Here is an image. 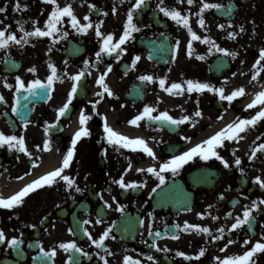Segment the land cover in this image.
<instances>
[{
    "label": "flooded vegetation",
    "instance_id": "flooded-vegetation-1",
    "mask_svg": "<svg viewBox=\"0 0 264 264\" xmlns=\"http://www.w3.org/2000/svg\"><path fill=\"white\" fill-rule=\"evenodd\" d=\"M58 2L61 6L71 3L82 24L88 23L84 17L90 13V4H95L99 11L91 10L93 28L86 34L77 33L71 26L70 18L65 17L59 27L68 32L66 39L60 40L57 34L58 42L53 44L51 37H30V42L23 47L10 45L8 49L0 50V93L7 101L0 103V130L5 134L24 136L26 146L33 153L29 158L26 153L9 150L7 145L0 147V194L5 198L10 197L28 183L61 166L74 133L82 127L79 121L82 110L92 117L86 125L91 136L83 137L77 143L75 158L63 174L76 179L83 191L76 192L74 188L69 190L66 182L57 178V183L31 192L24 198L21 206L13 209L0 207V228L8 238L0 244V264H53L52 260L41 261L37 258L41 255V246L46 251L57 248L54 264H66L69 255L78 256L79 264H104L96 252L107 254L91 243L82 228H88L92 237L98 239L113 224L115 227L111 236L116 239L113 240L110 236L105 240L106 246L113 253L107 257L109 264H125L127 256L139 260L141 264H220L216 257L223 259L240 256L249 251L257 241L264 243V213H254L256 219L251 228L245 225L242 229L229 231L235 222L234 217L242 216L244 205L264 198V188L253 182L257 176L264 179V154L257 153L255 161L249 160L251 149L264 143V119L254 128L241 133L243 139L225 140L223 147L215 149L229 161L231 166L228 168L215 156L207 161L196 157L176 174L171 171L163 172L165 183L159 188L158 177L137 171L138 168L147 169L152 166L159 170L160 164L173 155H180L208 139L229 123L237 121V118L250 119L260 111L261 105L247 110L246 106L257 93L264 91V71L260 72L255 81L252 80L256 72L253 65L259 57L260 46L264 45L252 40L244 32L239 33V28L252 22L250 18L261 11V2L208 0L209 3H219L226 7L205 11V29L199 26V17L196 15L203 0H197L193 5L187 4V0L183 4L178 3V0H164L166 6L178 8L182 14H187L190 10V24L197 35L202 38L208 36L220 47L237 52L235 57L217 52L212 44H206L202 40H191L183 25L177 24L158 10L159 0H149L134 20L141 31L133 33L135 39L121 46L127 51L119 57L116 53H102L100 62L96 61V53L102 47V38L95 34L96 24L103 21L101 31L114 34L115 43L122 35L127 10L135 0H124L123 3L120 0ZM20 3L27 4L28 9L14 11L16 0H0V7L7 5V12L0 13V20H3L0 30L10 25L8 32H16L17 37L22 33L16 21H28L24 24L28 31L34 28L33 20H38L39 26L43 28L53 8V5L42 3L41 0H20ZM229 5L230 10L227 7ZM114 6L117 9L115 13L112 12ZM104 12L108 15L105 16ZM219 24L226 27L220 29ZM229 24L231 27H227ZM231 32L239 34L231 39ZM177 40L180 41L178 53L174 52ZM190 40L194 49L191 57L187 54ZM210 48L212 51H209ZM6 55L9 56L7 60L4 59ZM136 56L141 59L133 68L131 65ZM199 56L205 58L199 59ZM86 60L90 62L89 70L82 78L70 112L60 119L57 127L46 131L49 124L56 122V109L67 101L73 86L71 75L83 69ZM49 63H54L58 69L57 74L63 77L54 82L51 98L33 95L25 100L27 93H23L20 98V114L13 113L11 108L16 104V77L23 79L26 85L33 79L46 81L51 74ZM261 64L264 65V61ZM108 65L112 66V71L108 73L105 82L113 95L104 93L101 98L96 94L103 89L96 81ZM32 67L37 71L29 72L28 69ZM141 75H152L155 82L140 81L138 77ZM163 77H167L166 88L173 82L183 84L190 79L209 83L217 88L223 86L226 95L244 87L245 94L228 102L221 100L216 92L206 89L203 92L189 93L185 86L182 95H172L159 87V79ZM5 79L8 84L13 85L11 89L5 86ZM97 100L100 101L98 104L95 103ZM146 105L156 108L153 115L168 111L171 116L179 119L182 115L194 117L195 111L199 110L202 116L194 117L198 121L195 127L191 120L179 126L148 121L146 118L139 122V126L130 124L129 121L140 114ZM21 115L29 121L27 129L24 128ZM104 116H107V123L115 131L129 138H143L158 159L150 157L140 148H120L117 151L118 146L108 144L103 131ZM186 136L191 137V140L184 139ZM257 137L260 139L257 140ZM49 141L50 150L43 149L44 143ZM37 145L40 147L37 148ZM233 150L242 159L244 174L234 164ZM129 161L131 171H128ZM33 162L36 167H33ZM26 173L29 175H25ZM21 176L24 179H19ZM121 176L126 183L136 182L142 186L123 189L114 183ZM153 188H156L155 193L152 192ZM221 194L224 199H220ZM105 200L111 204V208L105 205ZM121 205L124 206V212L118 210ZM228 212H233V216L227 217ZM149 213L155 216L153 231H160L161 237L148 236L151 222ZM201 213L204 215L201 216ZM97 219H102V222L97 223ZM141 219L144 220L143 226L139 222ZM84 220H91L92 223L82 225ZM185 221L209 227L213 235H220L217 229L224 227V239L213 241L208 234L195 230L183 232L175 228L178 223L183 226ZM69 228L74 229L75 235L68 231ZM166 228H171V231L166 233ZM119 231L128 240H124ZM177 232L180 238L173 239V234ZM12 237L23 241L18 249L9 247L8 241ZM73 240L92 255L91 260L81 253H67L59 248L60 243ZM229 240H234L235 243L228 244ZM246 240L251 243L245 244ZM153 242L159 248L166 246L171 251L164 252L150 247ZM201 248H206L207 251L199 260H187L177 255L178 251H183L195 257ZM222 248L226 250L221 251ZM148 256H153L154 260L149 261ZM252 259L256 264H264V252H258Z\"/></svg>",
    "mask_w": 264,
    "mask_h": 264
},
{
    "label": "snow or ice",
    "instance_id": "snow-or-ice-1",
    "mask_svg": "<svg viewBox=\"0 0 264 264\" xmlns=\"http://www.w3.org/2000/svg\"><path fill=\"white\" fill-rule=\"evenodd\" d=\"M42 3L45 4H51L53 5L52 11L49 13L47 20L45 21L44 27L39 26L38 20H33L32 23L34 25L33 30L28 31L24 28V24L28 23V21H16L19 31L22 33L20 37H17L16 32H8V29L11 27L8 25L6 28L0 30V50H5L10 47V45H17L20 47H23L24 45L28 44L30 42V37H51L53 44L58 42L57 34H59V39H66L68 37V32L64 31L62 27H59L63 24L64 18L69 17L70 23L72 28L76 30L77 33H87L89 29L93 28V22L90 19L91 10H96L97 6L95 4H90V13L89 15H86L84 17L85 20L88 21L87 24H82L80 20L78 19L77 15L75 14V11L72 7L71 3H66L64 6H61L58 2V0H41ZM121 3L124 2V0H120ZM185 0H178V3L183 4ZM197 2V0H187V4L193 5ZM149 3V0H135L134 3L131 4V7L127 10V18L126 23L123 28L122 35H120L119 39L113 43L114 34L107 33L101 31V25L103 24V21H99L95 26V34L97 37L102 38V47L100 50L96 53V61H101V54L106 53L108 55H112L113 53H116V56L119 57L121 53H124L127 51L126 48H122V45H125L129 40H134L135 37L133 36V33L140 32L141 27L137 25V23L134 22L136 15L138 12L143 11L145 6ZM225 5L219 4V3H209L208 0H203L199 12L196 14L198 19V24L201 28L207 29L206 21L204 18V13L207 9L215 8L217 10H220L222 8H225ZM230 10L231 5L227 6ZM157 8L160 12H162L165 16L171 18L173 21H175L177 24L183 25L184 28H186L191 36V40H202L206 44H212V48H214L217 52L224 53L225 55L235 57L238 55L237 52H230L226 48L220 47L218 44H216L210 37L205 36L201 37L197 35V33L192 29L190 24V16L191 11L188 10L187 14H182L181 11L178 8L175 7H168L165 5L164 0H159V3L157 4ZM28 5L23 4L21 5L20 0H16V4L14 6V11H22L27 10ZM117 11L116 7L114 6L112 8V12L115 13ZM7 12V5L4 7H0V13H6ZM43 14V11L41 12ZM105 16L108 15L107 12L103 13ZM0 24H3V20H0ZM144 27H150V25H144ZM218 27L220 29H224L226 25L219 24ZM227 27H231V24H229ZM245 28L243 25L239 28V33L245 32ZM237 32H231L229 33V38L235 39L236 36L239 34ZM253 34L255 35V29H253ZM163 35V33H161ZM191 40L187 44V54L189 57L193 55L194 49L192 47ZM180 46V41L177 40L174 46V52L178 53ZM212 48L209 49V51H212ZM151 59V56H149ZM199 59H204L205 57L199 56ZM5 60L9 59V56L6 55L4 57ZM141 59L140 56H136L132 62V67L134 68L136 66V62ZM261 61H264V48L259 49V57L255 61V64L253 65L254 68H256L255 74L252 76V80L255 81L257 77L260 75L261 71H264V65L261 64ZM67 63V62H65ZM89 61H84V68L81 69L78 73L71 75V80L73 82V86L68 94L67 101L59 108L56 109L57 117L56 122L54 124H49L46 128V131L48 129L57 127L60 123V119L62 117H65L71 110V105L73 104L74 98L78 94V89L81 87V81L82 78H84L85 73L89 70ZM94 66V65H93ZM49 67L51 69V74L47 76L46 81L40 80V79H33L30 84L26 85V82L21 79L19 76L16 77V88H15V101L16 104L11 108V111L13 113H19V105H20V98L23 95V93H27V96H24V99L27 100L29 96L33 95H40L44 96L48 99L51 98V91L53 90L54 82L57 80H62L63 77L59 76L57 74L58 69L54 63H49ZM29 72H36L37 69L35 67L29 68ZM112 71V66L108 65L106 70L99 75L96 83L99 84L103 91L98 92L96 95L99 97H103L104 93H108V95H113L111 89L109 88V85L105 82L106 77L108 73ZM170 71V69H169ZM67 74V73H65ZM125 75H127V72H125ZM140 81L144 82H155V78L152 75H141L138 77ZM167 77H163L159 79V87L161 89H164L165 92H168L172 95H182L185 91V86L187 92H203L204 90H208L211 92H216L219 94V98L221 100H226L228 102H232L237 97L243 96L245 94V88L239 87L235 90H233L230 94H225V88L219 87L217 88L214 85H211L209 83H201L199 81H193V80H186L183 84L173 82L169 87H165ZM5 86L11 89L13 85L8 84L5 79ZM43 90V91H40ZM100 101L97 100L95 103L98 104ZM0 103H7L5 97L2 93H0ZM199 101H197V104ZM257 105H261V109L259 112H257L256 116L252 118H237V121H234L232 123H229L226 125L223 129L209 137L208 139L197 143L193 147L189 148L187 151L183 152L180 155H173L171 159L164 161L160 164L159 170L157 167L152 166L148 167L147 169L144 168H138V172H148L153 174L154 176L158 177L159 184L157 185V188L160 187V185H163L165 183V177L163 175V172L165 171H171L173 174H176L180 168H182L185 164L192 161L196 157H200L201 159L207 161L210 159V157L215 156L216 159L220 160L223 165L228 168L231 165L229 164V161L225 159L223 156H221L215 149L219 147L224 146L225 140H236L243 139L240 134L248 131L249 128H254L256 124L261 120L264 119V91H261L256 94L255 98L251 103H249L246 106L247 109H251L256 107ZM95 107V105H94ZM156 111V108L151 105H146L143 109V111L136 115L132 120L129 121L130 124L139 126V122L144 120L145 118L148 121H158L163 124H171L179 126L180 124H183L188 121H192V126L195 127L196 121L194 117H201L202 112L197 110L194 113V117H190L188 115H182L179 119L174 118L169 114L168 111H161L159 112V115H153V112ZM99 115V113H97ZM6 115V113H5ZM92 117L89 115H86L84 111H81L79 121L82 127L77 130L74 133L73 139L71 140V146L67 150L66 155L64 156L62 160V164L59 168H56L43 176L39 177L38 179L28 183L25 185L20 191L13 194L10 197H3L2 194H0V207L5 209H13L17 206H21L24 203V198L28 196L31 192L35 191L36 189L43 187L45 185L51 186L58 182L57 178L59 180H62L66 182V186L69 190L75 189L76 192L83 191L80 186L76 183V179H74L71 176L64 175L65 169H68L71 166L72 161L75 158L76 153V145L77 143L83 138L87 136H91L90 129L86 126L87 122ZM21 119L24 123V128L27 129L29 121L21 115ZM104 119V125H103V131L105 133V138L107 140V143L110 145L118 146L116 147V150L119 151L120 148H129L136 150L137 148H140L143 150V152L147 153L150 157H153L154 159H158L156 157V154L154 150L148 146L147 142L143 138H129L126 135H123L117 131H115L109 124L107 123V116L103 117ZM222 119V117H221ZM14 127V125H13ZM184 139L190 141L191 137H184ZM260 137H257V140H259ZM255 144V141L253 142ZM7 145L9 150H16L21 153H26L29 158L33 156V153L29 151L28 147L26 146V140L24 136H17L16 134H5L3 130H0V147H3ZM37 148L40 147V145L36 146ZM43 149L50 150V141L44 143ZM107 150H105V153ZM257 153L264 154V143H259L257 146L251 149L249 160L255 161L257 157ZM232 155L234 157V164L239 169L241 174L245 173V169L241 167L242 159L236 155L235 150H233ZM19 159V157H17ZM37 165L35 162H33V167H36ZM131 161H129L128 164V171H131ZM127 173H125L126 175ZM25 175H29V173H26ZM19 179H24L23 176L19 177ZM254 183H257L260 187L264 188V179H262L260 176L255 177ZM114 183L118 184L123 189H135L139 188L142 185L136 182H129L126 183L124 180V177L121 176L120 179L115 180ZM146 185V181L144 182ZM152 192H156V188L152 189ZM101 199H103V196L101 195ZM115 200V197H113ZM220 199H224L223 195L221 194ZM105 205H107L108 208H111V204H109L106 200L104 201ZM211 208L212 205H209ZM118 210L120 212H124V206H119ZM254 213H264V198H258L257 200L251 201L250 204L243 206V213L241 215H236L234 217L235 222L232 223L231 227L229 228V231H234L238 229H242L245 225H248L251 228V225L253 221L256 219V216ZM201 216L204 214L201 213ZM211 215V213H209ZM149 216L151 217V222L149 224L148 228V236L152 237H161L162 233L160 231H153L152 223L155 221V216L152 213H149ZM233 212H228L227 217H232ZM226 217V218H227ZM213 219H219V217H213ZM97 223H101L102 219H97ZM140 224L143 226L144 220L141 219ZM43 223V221H42ZM91 220H84L82 222V225L91 224ZM81 225V226H82ZM31 227L35 228L36 225H31ZM113 227L115 225L108 227L100 236L99 238H93L91 232H89L88 228L83 227L82 230L84 234L88 237V239L91 240V243L95 245L98 249H103L104 252L107 255H101L100 252H96V255L100 257V259L104 262V264H109L108 256L113 255V253L108 249V247L105 244V240L108 239L111 236ZM176 229H179L183 232H189L191 230H195L198 233H205L208 234L211 237V240L218 241L224 239V227H219L217 231L220 233V235H213L212 230L209 227H201L200 225L195 224H189L187 221L184 222L183 226H181L179 223L175 225ZM68 231L75 235L74 229L69 228ZM171 228H166L165 232H170ZM173 239H179V233H175L172 236ZM111 239H116L115 236H111ZM8 238L6 237L4 230L0 228V244H3ZM23 241L12 237L8 241V245L10 248L18 249V246L22 244ZM147 243V241H145ZM228 244L235 243L234 240H229L227 242ZM251 243V241H245V244ZM31 247V245H29ZM150 247L157 248L159 251L169 252L171 249L167 248L166 246L163 248H159V246L153 242ZM59 248L63 249L64 252L67 253H81L83 256L87 257L89 260L92 259V255L80 247L76 241H70L66 243H60ZM225 248H222L221 251H225ZM207 249L201 248L199 250L198 255L193 257L192 255L186 254L183 251H178L177 255L184 257L187 260L196 259L199 260L201 257L205 256ZM258 252H264V243L257 241L255 245L247 252H245L243 255L235 256V257H226L221 259L220 257H216L215 259L220 262V264H256L255 260L252 259ZM40 253L41 255L37 258L41 261L48 259L52 260L54 264V258L57 255V248L53 247L51 250L46 251L42 246L40 247ZM147 259L149 261H153V256H148ZM66 264H79V257L74 255H69L66 261ZM125 264H141L139 260H133L131 256L125 257Z\"/></svg>",
    "mask_w": 264,
    "mask_h": 264
},
{
    "label": "rangeland",
    "instance_id": "rangeland-1",
    "mask_svg": "<svg viewBox=\"0 0 264 264\" xmlns=\"http://www.w3.org/2000/svg\"><path fill=\"white\" fill-rule=\"evenodd\" d=\"M260 1L261 4H259V8L261 5V11L258 14H255L250 18L249 24L245 23V32L247 36H250V38L254 41L260 42V44L264 45V0H256ZM259 8L257 10H259ZM253 29H255V35L253 34ZM259 46V45H258ZM264 48L263 46H260Z\"/></svg>",
    "mask_w": 264,
    "mask_h": 264
}]
</instances>
